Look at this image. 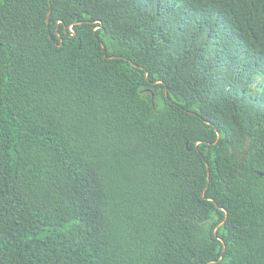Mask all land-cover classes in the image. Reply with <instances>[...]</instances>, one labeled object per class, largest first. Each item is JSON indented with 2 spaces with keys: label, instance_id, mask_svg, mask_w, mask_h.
I'll return each instance as SVG.
<instances>
[{
  "label": "trees",
  "instance_id": "obj_1",
  "mask_svg": "<svg viewBox=\"0 0 264 264\" xmlns=\"http://www.w3.org/2000/svg\"><path fill=\"white\" fill-rule=\"evenodd\" d=\"M213 261L264 264V0H0V264Z\"/></svg>",
  "mask_w": 264,
  "mask_h": 264
},
{
  "label": "water",
  "instance_id": "obj_2",
  "mask_svg": "<svg viewBox=\"0 0 264 264\" xmlns=\"http://www.w3.org/2000/svg\"><path fill=\"white\" fill-rule=\"evenodd\" d=\"M223 209V208H222ZM224 210V209H223ZM227 214V216H228V212L226 213ZM216 231H217V229L215 230V233H216ZM226 249V248H225ZM223 259V258H222ZM221 259V260H222ZM216 263V261H213V262H211V264H215Z\"/></svg>",
  "mask_w": 264,
  "mask_h": 264
}]
</instances>
